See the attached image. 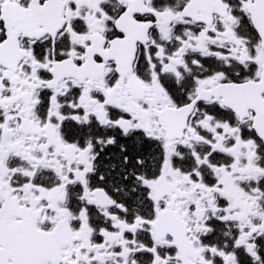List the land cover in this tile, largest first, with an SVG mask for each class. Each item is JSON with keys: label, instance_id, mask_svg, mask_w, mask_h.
<instances>
[{"label": "snow or ice", "instance_id": "obj_1", "mask_svg": "<svg viewBox=\"0 0 264 264\" xmlns=\"http://www.w3.org/2000/svg\"><path fill=\"white\" fill-rule=\"evenodd\" d=\"M0 264H264V0H0Z\"/></svg>", "mask_w": 264, "mask_h": 264}]
</instances>
